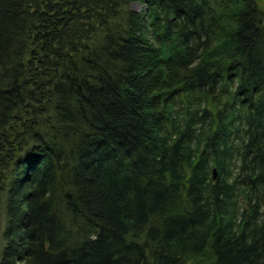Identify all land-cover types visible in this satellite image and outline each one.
<instances>
[{
    "label": "trees",
    "instance_id": "trees-1",
    "mask_svg": "<svg viewBox=\"0 0 264 264\" xmlns=\"http://www.w3.org/2000/svg\"><path fill=\"white\" fill-rule=\"evenodd\" d=\"M0 264H264V2L0 0Z\"/></svg>",
    "mask_w": 264,
    "mask_h": 264
},
{
    "label": "rangeland",
    "instance_id": "rangeland-1",
    "mask_svg": "<svg viewBox=\"0 0 264 264\" xmlns=\"http://www.w3.org/2000/svg\"><path fill=\"white\" fill-rule=\"evenodd\" d=\"M263 2H264V0H262ZM142 4L141 3H139V2H133L132 3V7L134 8V9H137V10H140L141 8H142Z\"/></svg>",
    "mask_w": 264,
    "mask_h": 264
},
{
    "label": "water",
    "instance_id": "water-1",
    "mask_svg": "<svg viewBox=\"0 0 264 264\" xmlns=\"http://www.w3.org/2000/svg\"><path fill=\"white\" fill-rule=\"evenodd\" d=\"M216 175H217V171H216V168L213 169V178L215 179L216 178Z\"/></svg>",
    "mask_w": 264,
    "mask_h": 264
}]
</instances>
